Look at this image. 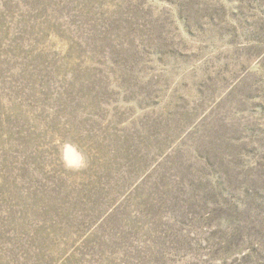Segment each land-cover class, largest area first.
<instances>
[{
	"label": "rangeland",
	"instance_id": "obj_1",
	"mask_svg": "<svg viewBox=\"0 0 264 264\" xmlns=\"http://www.w3.org/2000/svg\"><path fill=\"white\" fill-rule=\"evenodd\" d=\"M0 264H264V0H0Z\"/></svg>",
	"mask_w": 264,
	"mask_h": 264
}]
</instances>
